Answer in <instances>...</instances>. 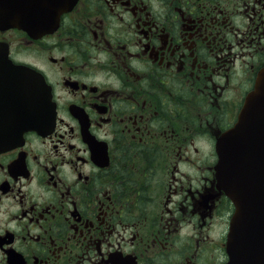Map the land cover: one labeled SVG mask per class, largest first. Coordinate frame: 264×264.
Masks as SVG:
<instances>
[{
    "label": "flooded vegetation",
    "instance_id": "obj_1",
    "mask_svg": "<svg viewBox=\"0 0 264 264\" xmlns=\"http://www.w3.org/2000/svg\"><path fill=\"white\" fill-rule=\"evenodd\" d=\"M0 45L49 114L20 137L32 85L0 91V264L228 262L216 145L264 68V0H78Z\"/></svg>",
    "mask_w": 264,
    "mask_h": 264
},
{
    "label": "water",
    "instance_id": "obj_2",
    "mask_svg": "<svg viewBox=\"0 0 264 264\" xmlns=\"http://www.w3.org/2000/svg\"><path fill=\"white\" fill-rule=\"evenodd\" d=\"M77 0H0V29L19 28L33 37L53 31L63 13ZM11 68L12 71H6ZM36 76V77H35ZM30 78V79H28ZM32 85L36 109L13 120L18 136L43 131L49 114L43 79L22 66H15L0 46V91L17 98L22 83ZM7 84H13L7 90ZM5 90L8 92L6 93ZM19 112V111H18ZM12 115H16L14 112ZM216 166L218 188L235 206L227 241V264H264V68L249 93L235 127L218 141Z\"/></svg>",
    "mask_w": 264,
    "mask_h": 264
}]
</instances>
